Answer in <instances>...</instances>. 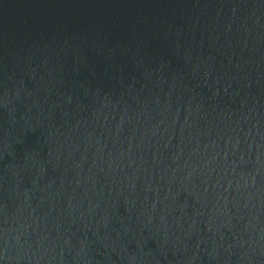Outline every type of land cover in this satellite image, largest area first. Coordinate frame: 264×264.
Returning <instances> with one entry per match:
<instances>
[{
  "label": "water",
  "instance_id": "95a60500",
  "mask_svg": "<svg viewBox=\"0 0 264 264\" xmlns=\"http://www.w3.org/2000/svg\"><path fill=\"white\" fill-rule=\"evenodd\" d=\"M0 264H264V0H0Z\"/></svg>",
  "mask_w": 264,
  "mask_h": 264
}]
</instances>
